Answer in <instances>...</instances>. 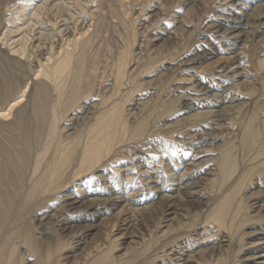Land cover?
<instances>
[{"label": "bare ground", "instance_id": "1", "mask_svg": "<svg viewBox=\"0 0 264 264\" xmlns=\"http://www.w3.org/2000/svg\"><path fill=\"white\" fill-rule=\"evenodd\" d=\"M97 2L87 25L40 53L31 86L14 70L25 46L10 58L0 39V264H264V55L248 60L244 31L264 33V0H220L212 35L190 53L178 46L200 0H160L178 4L165 13L114 0L123 29L101 65L88 60ZM138 152L152 154L140 169ZM114 212L122 226L152 223L148 238L118 228L90 240Z\"/></svg>", "mask_w": 264, "mask_h": 264}, {"label": "rangeland", "instance_id": "2", "mask_svg": "<svg viewBox=\"0 0 264 264\" xmlns=\"http://www.w3.org/2000/svg\"><path fill=\"white\" fill-rule=\"evenodd\" d=\"M81 1H83V4H82ZM81 1H80V5L82 4L81 6L84 8V10L83 9H79V7L77 6V3L74 0H48V2H47V0H36L29 6L28 9L21 8L20 0H0V39L4 38V42L7 41V44H9V46H10V47L1 46V47H6V49L2 50V52H4L3 55L9 56L10 54L8 55V51H9V53H11L10 52L11 49H19V47H21L22 44L25 46V49H26L25 50L26 54H25L24 58L18 57L19 58L18 59L15 56H12V57L9 56L10 58H16V60L19 62L16 65H14L15 73H17L16 76H20V78H22V79L30 77V81H31L30 82V86H31V83L34 81V78L32 77V75L38 69V66L40 65V63H38L39 61H37V60L40 59L39 58L40 53H44V51H46V50L49 51L50 43L57 42L59 40L60 32H64V33L68 32L67 34L66 33L65 34L69 36L74 31V29L80 28L81 26L87 25L86 21L89 20L88 11H91V10L93 11L95 9L94 12L96 13L98 11V9H99L98 7L96 9V6L98 5V2H97V0H81ZM113 1L114 0H103V3H101V7L103 8L104 11L103 10L101 11L102 16H101V18L99 20V23H98L97 29H96L97 40H96V43H95L92 51H90V53L88 55L89 56L88 60H91L93 58V60H91L92 64L95 63V64H98V65H101L104 62V60L106 59V56L109 57V55H110L109 53H111L112 50L115 49V47L117 46V44L119 42V34L122 32L121 29H123V27L121 26V24H119V21H118L119 19H118V17H116V13L113 11L112 7H110L114 3ZM159 1L160 0H152V3L149 6V9L153 10L155 8L154 6H159L160 5V6H162V8H163L162 10L165 13V12H172L173 8L178 7V4H174L173 6L171 4L163 5V3L161 4V3H159ZM182 1L184 2V0H182ZM61 2H62V4H61ZM63 2H64V4L65 3H67V4L64 5ZM200 3H199L198 6H195V8H194V10L192 12V18L193 19L191 18L192 22H191V26L190 27L192 28L193 31L184 32L183 35H182V43L178 46V49L181 51V50L184 49V47L186 45L185 53L192 52L194 49H196V45L198 44V42H205L206 40H209L210 36L212 35L211 34L212 33V28L208 27V24L211 23V20H210L211 16H213L216 12H218V9H219V6H220V0H213V1L212 0H200ZM36 4L37 5L44 4V6L42 8V18L39 19V20H38V18L37 19L33 18V16H31L32 14L30 13L33 10V7H34V9L36 8L35 7ZM53 4H54V6L55 5L57 6V4H58V8L60 10L58 11L57 7H54V9H53ZM93 4H95V6ZM204 8H206V10H204ZM212 8H214L215 10L212 9ZM52 9H53V11H52ZM137 10H138V8L135 9V11H137ZM21 11H24V12H21ZM61 11H63V12H61ZM111 11H112V14H110ZM12 12H19V13L18 14H14L12 16L11 15ZM24 13H27L28 15H26L23 18H20ZM70 13H71V15H70ZM72 13H73L74 16H72ZM146 13H148V11ZM9 14H10L11 17L9 16ZM51 14H53V15H51ZM171 14H173V13H171ZM44 16H45V18H44ZM56 16H57V18H56ZM145 16L148 17L149 15L146 14ZM11 18L14 19V21H10ZM48 18H50L52 20H57V27L56 28L57 29L59 28L58 30H55V28L53 27L52 23L48 22ZM74 18L76 19L77 22L74 20ZM154 19L155 18L151 19L148 22V23H151V25L153 27L149 28L148 32H146L144 34V38L147 37L146 41H148L149 37H151L153 35V33H155V31H156L157 24L152 22V21H154ZM114 20H115V22H114ZM195 20H196V23L198 25L195 23ZM83 21H84L85 25H84ZM207 22H209V23H207ZM148 23H146V25ZM115 25L118 28H116ZM248 25L252 26L251 24H248ZM196 27H198V28H196ZM241 27L244 28V25H242ZM100 28H101V31L99 32L98 29H100ZM246 30L250 31V34H247V35L250 36V38H249L250 40L249 41H250V44H252L251 48H250V53L248 54V60H250V61L252 60L251 62L255 63V62H257V60L259 59L260 56L264 55L263 54V52H264V33L255 30V28L251 29V27L250 28L248 27L247 29H244V31H246ZM114 32H115V34H114ZM26 33H28L26 35V38H25L27 41H25V39L23 41H21V39L24 37V35ZM51 33H52V35H51ZM116 34H117V36L114 37ZM27 36H28V38H27ZM46 36H47V38H46ZM193 36H195V37H193ZM104 37H106V39H103ZM203 37L205 39H202ZM258 38H259V40H258ZM39 39H40V41H39ZM101 40H102V42L100 43ZM138 41H140V40H138ZM11 43H13V44H11ZM111 44H113V45H111ZM26 45H27V48H26ZM11 46H12V48H11ZM15 46H17V47H15ZM104 46H106V47L104 48ZM9 48H10V50H9ZM95 48H96V50H94ZM148 49H149V46H148V48H147V46H145V47L143 46L142 47V52L145 54L146 52H148ZM27 52H30V53H27ZM95 53H96V55H95ZM103 54H104V56H103ZM21 63H22V65H20ZM18 64H19V66H18ZM215 65L216 64H214L213 67ZM16 71H18V72H16ZM179 76H181V75H178V77ZM136 98H138V97L136 96ZM262 115H264V112H262ZM181 148H183V147H181ZM145 154L147 156H145ZM138 157L134 160L133 163L139 169L142 168V166H144L146 162H147L146 164H149L150 161L152 160V154L147 153V152H140V154L138 152ZM247 191H249V189ZM245 194H247V192ZM250 201H254V200H252V198H251ZM115 214H116V212H114V214H112V216H111V218L113 217L112 219L114 220L115 223L112 222L113 220L111 219L109 222H107L105 224L106 227L104 226L100 233H99L100 227H98L96 230L92 231L91 232V236H90V240L93 239L96 242L98 241L100 243H105V242L109 243L111 241L110 239L111 238L114 239L115 238L114 235H117L120 232L118 228H120V229L121 228H123V229L127 228L128 231L127 230L125 231V233L127 232L126 233V237H131V238H133L135 236H139V234H141V235L143 234L144 237H147V235L151 232V228L153 226L152 223H149V222H146V221L142 220L141 222H144V223H141V222L138 221V222H135V223H133L131 225H128V226H122V222H121L122 218H121V216L120 217L114 216ZM97 223H98V221H97ZM97 223H95V224H97ZM132 227H133V229H132ZM135 227H136V229L137 228L138 229L136 230ZM148 227H149V229H148ZM252 230L253 229L244 228L243 232H251ZM107 236H108V239L106 238ZM108 240H110V241H108ZM123 241H125V238H122L121 240L118 239L116 244L123 243ZM88 242H89V240H88Z\"/></svg>", "mask_w": 264, "mask_h": 264}]
</instances>
